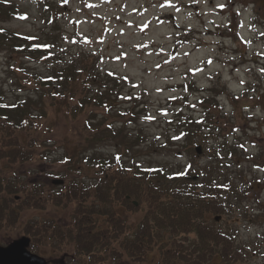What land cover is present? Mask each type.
Wrapping results in <instances>:
<instances>
[{"label":"trees","instance_id":"obj_1","mask_svg":"<svg viewBox=\"0 0 264 264\" xmlns=\"http://www.w3.org/2000/svg\"><path fill=\"white\" fill-rule=\"evenodd\" d=\"M39 1L55 17L57 8L49 0ZM20 11L14 0H0V48L38 59L49 57L51 39L42 41L3 26ZM95 66L93 57L83 53L46 73L18 61L12 64L14 84L28 93L10 98L0 87V234L9 238L28 234L33 250L62 255L66 263L223 264L242 256L246 251L234 231L210 220L232 209L235 193L226 168L237 157V145L228 139L209 145L206 136L217 129L219 137H226L229 120H218L211 109L217 108V100L200 97V116L179 112L181 146L191 156L200 153V146L208 153L206 163L179 169L145 164L134 158L142 150V133L129 137L122 133L123 125L114 126L116 119L131 118L132 108L112 110L118 92ZM97 106L105 109L101 117ZM78 108L90 116L78 129L79 139L65 143L67 137L55 136L54 117L63 112L80 120ZM111 139L118 142L113 154L96 149ZM60 142L63 167L49 173L60 174L62 183L33 177L45 174L43 169H24L25 164L43 162ZM33 208L55 214L34 215L22 222V212ZM59 208L71 210L66 222L56 214Z\"/></svg>","mask_w":264,"mask_h":264},{"label":"rangeland","instance_id":"obj_2","mask_svg":"<svg viewBox=\"0 0 264 264\" xmlns=\"http://www.w3.org/2000/svg\"><path fill=\"white\" fill-rule=\"evenodd\" d=\"M14 1L21 11L2 22L3 26L42 41L51 39L52 53L38 59L0 48V87L10 98L28 93L14 84L12 64L17 61L46 73L74 55H90L95 70L118 92L112 110L131 107L134 112L131 118L116 119L114 126L123 125L122 133L129 137L142 133V150L134 153L137 161L174 169L206 163L208 153L200 146L196 156L181 146L179 112L200 116V97L217 100V108L211 109L218 120H229L226 137H219L217 129L206 136L209 145L227 139L237 145V157L226 168L235 193L232 209L210 220L234 231L246 251L223 264H264V0H49L58 10L55 17L49 16L39 0ZM79 110L80 120L63 112L54 117L55 136L67 137L65 143L79 139L78 129L90 116L84 108ZM95 110L99 117L106 113L104 107ZM117 147L118 142L111 139L96 149L110 155ZM63 151L60 142L43 162L25 164L24 169H43L45 174L33 177L51 182L61 177L49 171L62 169ZM49 210L28 209L21 221L55 214ZM70 213L68 208H59L56 214L66 222ZM9 240L0 234V243ZM45 256L52 260L50 264L78 263H66L59 254Z\"/></svg>","mask_w":264,"mask_h":264},{"label":"water","instance_id":"obj_3","mask_svg":"<svg viewBox=\"0 0 264 264\" xmlns=\"http://www.w3.org/2000/svg\"><path fill=\"white\" fill-rule=\"evenodd\" d=\"M61 181L62 179L54 180ZM30 242V236L24 234L7 244H0V264H47L48 259L45 256L29 248Z\"/></svg>","mask_w":264,"mask_h":264},{"label":"snow or ice","instance_id":"obj_4","mask_svg":"<svg viewBox=\"0 0 264 264\" xmlns=\"http://www.w3.org/2000/svg\"><path fill=\"white\" fill-rule=\"evenodd\" d=\"M24 18H26V17H24Z\"/></svg>","mask_w":264,"mask_h":264}]
</instances>
